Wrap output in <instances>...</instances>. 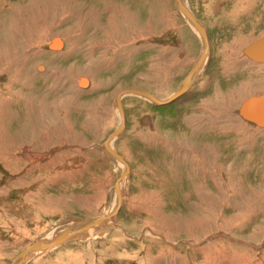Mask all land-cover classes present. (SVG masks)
<instances>
[{"label":"rangeland","instance_id":"obj_1","mask_svg":"<svg viewBox=\"0 0 264 264\" xmlns=\"http://www.w3.org/2000/svg\"><path fill=\"white\" fill-rule=\"evenodd\" d=\"M186 1L210 46L173 97L204 52L179 0H0V264H264V0Z\"/></svg>","mask_w":264,"mask_h":264},{"label":"bare ground","instance_id":"obj_2","mask_svg":"<svg viewBox=\"0 0 264 264\" xmlns=\"http://www.w3.org/2000/svg\"><path fill=\"white\" fill-rule=\"evenodd\" d=\"M179 6H180V10L182 11V13L186 16V18L191 22V24H192V26H194V28L197 30V32L199 31V33H200V35H201V38H202V41H203V44H204V52H203V54H202V56H201V58H200V60L198 61V63L195 65V67L193 68V70L191 71V73L190 74H188V76L186 77V79H185V82L184 83H182V85L171 95V96H174L175 94H179V93H181L182 91H186L187 89H188V87L190 86V84L192 83V81L194 80V78L196 77V74H197V72L199 71V69L200 68H202L201 66H203V64L204 63H206L205 62V60L207 59V57H208V53H209V50L208 51H206L205 50V48L208 46H210V44H209V40H208V36H207V33H205L204 32V26L202 25V23H201V21L198 19V17H196L195 15H194V13L191 11V9H190V7H189V5H188V3H187V1L186 0H179V4H178ZM63 45V43H62V41H60V40H58V39H55V41H54V45L52 46L54 49H57L58 47L60 48L61 46ZM59 49H57V51H58ZM62 51V50H61ZM205 51H206V53H205ZM246 53V52H245ZM247 54V53H246ZM28 55H29V53H28ZM248 55V54H247ZM249 56V55H248ZM250 57V56H249ZM253 59V58H252ZM254 60V59H253ZM256 61V60H255ZM257 61H259V60H257ZM259 62H263V61H259ZM264 63V62H263ZM257 66V65H256ZM198 68V69H197ZM201 70V69H200ZM202 71V70H201ZM85 79V80H84ZM89 79V78H88ZM88 79L87 78H83L82 80H81V82H80V84L82 83V85L85 87V86H87L88 85ZM83 81V82H82ZM128 90V89H127ZM129 90H131V89H129ZM137 90V89H136ZM144 91V90H143ZM131 93V95L132 94H135V93H139V92H130V91H128V92H125V94L124 93H122V96H126V95H129ZM140 95L139 96H141L142 98H144V99H147V100H149V101H151V102H158L159 100H163L164 98H159V97H157V96H155V95H153V94H151V93H149V92H144V93H139ZM119 95H121L120 93H119ZM117 96V98H116V103H117V106H118V112H119V118H120V122H119V125H118V129L116 130V132H114L112 135H111V137H109L110 139H108V141L107 142H105V144L103 145V147H105L106 148V150H107V152H108V154L111 156V157H113V158H116V160L118 161V163H120L119 162V158H118V156L114 153V151H115V149H114V147H113V141H114V139L116 138V136L118 135V134H120L123 130H124V128H125V124H124V120H125V114H124V110L122 109V107H121V100H119L122 96ZM170 96V97H171ZM170 97H168V98H170ZM168 98H165V99H168ZM241 114V113H240ZM242 115V114H241ZM242 117H244L243 115H242ZM246 120H248V121H252V122H254V123H256L258 126H264V125H260V124H258L257 122H255L254 120H251V119H248V118H246V117H244ZM25 153H26V151H25ZM15 155V154H14ZM26 155H29V154H26ZM31 156H33V155H31ZM36 158V156H33V157H31V158ZM12 158H13V156H12ZM34 158V159H35ZM121 165L122 166H124V170H125V168L126 167H128V163L126 162V160L123 158V156L121 157ZM121 166V167H122ZM127 170V169H126ZM127 171H129V170H127ZM126 172V171H125ZM126 174V173H125ZM125 176L124 175H122V177L120 178V180L118 181L119 183H117L116 184V187H115V194H116V201H115V203H114V207H113V209H111V211L105 216L106 218H108V217H111V219H113L115 216H116V213H115V211H116V208H118L117 206H118V204H120V202H122V196H123V193H122V185H123V183H124V180H125V178H124ZM115 215V216H114ZM108 216V217H107ZM104 216H99V217H93V218H90V219H87L86 221H85V223H81L80 225H77V226H74V228L72 227V229H70L69 230V228H67L66 230H64V232H63V234L61 233V239L60 238H58V239H60V240H62V239H66V238H69L70 236H72V237H75V236H73V235H75V234H82L83 232H85V230L87 231L90 227L91 228H93V226H95V225H97V224H101V222L103 223V221H105V219L106 218H104V219H101V218H103ZM107 220V219H106ZM73 224V223H72ZM105 224V223H104ZM68 225V224H67ZM106 225V224H105ZM60 230H62V229H60ZM92 230V229H91ZM59 233V230H57V231H55V233L53 234V236L52 237H48V238H46V239H42L43 241H40L39 243H37V247L39 248L40 246L39 245H45V244H47L48 242H50L52 239H54V238H56V237H58L60 234H58ZM72 237H70V239H72ZM57 239V240H58ZM56 240V239H55ZM69 240V239H68ZM65 241H67V240H65ZM57 242V241H56ZM61 242H63V241H61ZM52 243V242H51ZM38 248H36V250L38 249ZM45 250V249H44ZM20 261V260H19Z\"/></svg>","mask_w":264,"mask_h":264},{"label":"water","instance_id":"obj_3","mask_svg":"<svg viewBox=\"0 0 264 264\" xmlns=\"http://www.w3.org/2000/svg\"><path fill=\"white\" fill-rule=\"evenodd\" d=\"M244 51L253 59L255 60H259V61H263L264 62V36L252 41L248 46H246V48L244 49ZM139 92V93H144L145 91L140 90V89H131V90H123L120 94L125 93V92ZM177 94H175L174 96H177ZM173 96V97H174ZM164 101V100H163ZM166 101V100H165ZM240 113L251 120H254L255 122H257L260 125H264V92L260 95H252L248 98H246L241 107H240ZM62 235H59L58 237L52 239L50 242H48L45 245H39L40 249H43L45 247L50 246L53 241L57 238H61ZM52 242V243H51ZM38 245L35 244L29 248H27L26 250H24L20 255H24L26 253H29L31 251H34Z\"/></svg>","mask_w":264,"mask_h":264}]
</instances>
